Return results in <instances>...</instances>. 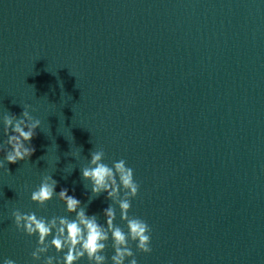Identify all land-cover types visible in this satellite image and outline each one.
<instances>
[{"label": "water", "instance_id": "1", "mask_svg": "<svg viewBox=\"0 0 264 264\" xmlns=\"http://www.w3.org/2000/svg\"><path fill=\"white\" fill-rule=\"evenodd\" d=\"M29 105L36 151L0 170V257L36 264L13 211L69 216L31 201L47 174L104 223L81 174L103 149L140 185L138 264H264V0H0V119Z\"/></svg>", "mask_w": 264, "mask_h": 264}, {"label": "clouds", "instance_id": "2", "mask_svg": "<svg viewBox=\"0 0 264 264\" xmlns=\"http://www.w3.org/2000/svg\"><path fill=\"white\" fill-rule=\"evenodd\" d=\"M22 107L19 117L5 114L0 119V129L6 137L0 144V170L7 164L30 160L36 151L32 141L41 128V120L33 117L30 105ZM79 149L73 153L77 159L82 151ZM90 155L88 166L81 169L82 179L91 189L89 203L105 194L111 202L103 211L104 223L96 214L89 215L87 205L75 195H70L67 189L57 193L58 182L50 174L44 175L38 188L32 191L31 201L43 208L58 198L69 216L48 219L19 210L11 214L17 230L29 237H37V247L31 253L36 264H80L84 260L87 264H138L132 245L140 253H152L151 227L145 220L129 215L131 202L140 191L134 170L124 159L113 161L109 166L105 163L103 149L94 150ZM117 207L127 230L116 224ZM110 241L113 254L109 259L106 252ZM53 249L56 255H49ZM0 264H16V261L0 257Z\"/></svg>", "mask_w": 264, "mask_h": 264}]
</instances>
